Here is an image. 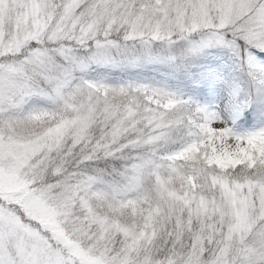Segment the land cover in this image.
I'll return each mask as SVG.
<instances>
[{"label": "snow or ice", "instance_id": "snow-or-ice-1", "mask_svg": "<svg viewBox=\"0 0 264 264\" xmlns=\"http://www.w3.org/2000/svg\"><path fill=\"white\" fill-rule=\"evenodd\" d=\"M0 264H264V0H0Z\"/></svg>", "mask_w": 264, "mask_h": 264}]
</instances>
